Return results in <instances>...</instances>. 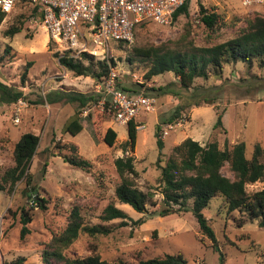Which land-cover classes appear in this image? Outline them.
<instances>
[{"label":"rangeland","instance_id":"rangeland-1","mask_svg":"<svg viewBox=\"0 0 264 264\" xmlns=\"http://www.w3.org/2000/svg\"><path fill=\"white\" fill-rule=\"evenodd\" d=\"M200 5L218 13L214 29L201 23ZM29 8L15 6L5 13L0 23V81L22 92L17 101H7L0 95V177L14 164V145L20 135L25 132L38 135L39 143L28 172L32 175L30 186H37L35 196L45 199V208L34 206L29 197L30 186L24 178L12 190L8 185L0 190V264H11L18 256L25 258L24 264H40L44 243L64 228L73 205L79 207L86 224H95L101 222L99 215L109 202L128 214L127 224L120 226V219H115L108 222L113 230L107 235L81 233L65 249L67 256L82 257L95 249L110 264L119 261L138 264L140 258L181 253L187 264H222L220 254L223 253L224 264H264V228L258 220L239 225L240 212L228 213L219 195L204 209L219 250L212 247L211 239L200 233L191 211L162 216L154 212L163 206L157 183V159L161 157L163 164L172 148L185 138L191 137L202 145L216 141L219 148L243 141L248 158L256 142L264 145V66L260 67L258 60L251 64H224L220 77H197L195 88L183 92L172 72L146 78L150 64L133 50L161 44L176 47L219 43L241 32L254 11L264 16V7L246 8L240 0H189L187 15L181 14L169 24L146 21L135 27L132 41H110L103 54L93 55L94 60L113 62L110 71L116 74L118 86L155 98L154 109L141 111L134 120L137 123L134 149L129 145L123 149L127 126L114 120L112 113L100 104V97L81 109L75 103L47 102L46 95L54 89L75 90L96 97L101 82L91 76L75 75L59 64L57 55L68 53L77 58L80 53L49 36L38 15ZM19 22L20 32L4 35L7 27ZM258 83L263 85H254ZM161 87L167 92L162 93ZM185 93L216 99L199 106L190 105L175 116ZM218 113H221L222 125L214 127ZM75 117L80 120L82 130L72 135L65 126ZM157 125L163 141L161 149L156 143ZM108 127L116 131L111 146L97 137L99 131L103 134ZM69 143L75 144L77 153L92 163L89 171L63 161V156L70 153ZM129 155L134 157L139 187L152 191L157 201L156 206L147 207L148 213L119 203L114 195L119 178L113 161ZM222 173L232 176L227 166L222 168ZM263 186L264 182L256 181L248 184L246 190L251 192ZM21 207L32 213V220L27 224L29 233L23 238L19 234ZM138 219L144 220L133 223Z\"/></svg>","mask_w":264,"mask_h":264},{"label":"trees","instance_id":"trees-1","mask_svg":"<svg viewBox=\"0 0 264 264\" xmlns=\"http://www.w3.org/2000/svg\"><path fill=\"white\" fill-rule=\"evenodd\" d=\"M29 6L31 13L38 15L42 21V11L38 5H31L27 1H21L20 6ZM189 0L177 8L172 14V20L181 15H187ZM248 18L245 27L237 35L211 45L196 46L192 43L176 47H167L165 44L151 46L148 48L134 47L133 50L137 56L146 59L149 62V68L145 73L146 78L158 75L164 72H172L178 79L179 88L183 91L194 89V81L197 77L207 79L210 75L220 77L224 64L237 62L251 64L254 60L259 61V66H264V16L259 11ZM5 16V12L0 10V23ZM199 19L208 29H214L219 20V15L215 11H209L200 5ZM171 20V21H172ZM142 21L136 26L144 23ZM135 26V27H136ZM134 27V29H135ZM21 31V22L12 23L4 30L5 36H13ZM9 45L5 51H9ZM60 65L75 75L91 76L103 82L108 77L112 61L107 59L94 60L93 55L83 51L79 57H70L68 53L57 55ZM2 56L0 55V61ZM86 61V63L84 62ZM258 78V77H257ZM245 80V79H243ZM118 85V84H117ZM261 86L263 84H254ZM253 86V85H251ZM123 91L134 94L124 87ZM159 88V87H158ZM162 93L167 90L161 87ZM173 94H177L176 92ZM181 93L179 92V95ZM183 96L180 104L175 110V116L190 105L199 106L202 102H214L216 97L209 95ZM1 98L7 101H17L21 96L20 90L11 89L10 86L0 81ZM102 97L99 93L96 97L93 94H87L75 90L54 89L46 95L48 103L64 101L77 104L78 108L86 107L91 101H97ZM104 107L109 113L112 109L108 103ZM89 113L90 118L93 116ZM113 115V114H112ZM222 125L221 113L217 114L214 127ZM127 139L123 143V149L127 145L134 149L137 136V123L130 120L127 123ZM100 128L97 127L96 133ZM65 130L72 135L82 130V124L78 118L70 120ZM160 127L157 125L155 136L159 149L163 146V141L159 135ZM100 134V135H99ZM98 139L111 146L116 137V131L108 127L102 134L99 131ZM39 143L38 135L32 132H25L20 135L16 141L13 150L14 164L6 169L0 177V190H12L15 183L21 178L25 179L27 186L32 183V175L28 172L31 159L36 152ZM70 153L63 156V161L78 167L84 171L92 168V163L77 153L76 145L68 144ZM161 156V152L159 153ZM161 157L157 159L156 165L159 169L157 183L162 195V208L156 212L158 215H168L171 213L181 214L191 211L200 230V233L212 240V247L219 250L215 239L214 231L211 226L210 218L204 214V209L208 207L210 201L221 196L224 200L228 213L233 211L240 212L239 225L251 220H258L259 226L264 228V186L255 191H247L246 186L256 181L264 182V145L256 142L253 146L251 157L245 155V144L243 141L233 143L231 146L219 148L216 141H210L206 144H200L191 137L185 138L179 144L175 145L163 164ZM119 181L115 185L114 195L119 203L128 204L138 212L148 213V206H156L157 201L153 199L152 191L142 190L138 183V171L134 165V157L129 155L117 157L113 161ZM227 166L232 176H226L222 173V168ZM36 185L30 186L29 197L32 203L39 209L45 208V199H39L35 196ZM26 189L24 190V192ZM101 222L95 224H86L79 212V207L73 205L70 209L67 221L63 229L52 234L49 241L44 243L41 250L40 264H110L106 259L93 249L88 255L82 257H69L65 249L78 238L81 233L90 236L98 234L107 235L113 227L108 222L120 219L118 225H126L128 214L119 208L115 203L109 202L102 209L99 215ZM32 220V213L29 209L21 207L19 221L21 227L20 237L23 238L29 233L27 224ZM144 219L133 220V223H142ZM155 231V230H154ZM153 231V232H154ZM221 263L224 264V254H220ZM23 256L16 257L11 264H24ZM118 264H128L119 261ZM138 264H187V261L181 253L164 254L151 258H140Z\"/></svg>","mask_w":264,"mask_h":264},{"label":"built area","instance_id":"built-area-1","mask_svg":"<svg viewBox=\"0 0 264 264\" xmlns=\"http://www.w3.org/2000/svg\"><path fill=\"white\" fill-rule=\"evenodd\" d=\"M22 0H0V10L10 12ZM38 5L49 36L66 43L77 53H104L110 41L130 42L134 27L142 21L169 24L173 12L185 0H23ZM246 8L264 7V0H240ZM100 104L108 103L113 118L121 124L135 120L141 111L154 109L155 98L129 94L116 84L113 71L101 85ZM21 103V100H19ZM21 110V109H20ZM19 111V108H17ZM18 120V117L16 118Z\"/></svg>","mask_w":264,"mask_h":264}]
</instances>
